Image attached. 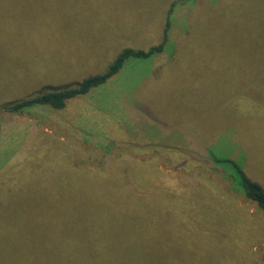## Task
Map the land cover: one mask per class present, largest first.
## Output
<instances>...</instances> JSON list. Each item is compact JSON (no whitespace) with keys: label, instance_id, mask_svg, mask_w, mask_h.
I'll list each match as a JSON object with an SVG mask.
<instances>
[{"label":"rangeland","instance_id":"1","mask_svg":"<svg viewBox=\"0 0 264 264\" xmlns=\"http://www.w3.org/2000/svg\"><path fill=\"white\" fill-rule=\"evenodd\" d=\"M172 1L161 53L127 58L62 109L0 110V264H54L50 254L75 249L70 235L94 255L98 229L114 251L151 244L176 264H264V212L209 156L264 189V0H0V98L74 83L125 47L156 44ZM102 155L136 164L96 168ZM122 169L184 197L199 234L176 230L174 210L154 214L161 198L120 200ZM89 220L102 225L88 232Z\"/></svg>","mask_w":264,"mask_h":264},{"label":"trees","instance_id":"2","mask_svg":"<svg viewBox=\"0 0 264 264\" xmlns=\"http://www.w3.org/2000/svg\"><path fill=\"white\" fill-rule=\"evenodd\" d=\"M174 4L175 1H172L169 4L166 12L161 39L156 44L150 45L145 49L125 47L113 58V60L108 64L107 68L104 71L88 75L87 77H84L83 79L74 83H63L59 85L43 84L38 85L32 89H28L25 94L13 93L15 94L14 96H11L13 95L12 93L7 94L0 98V110L15 113L33 106H45L52 110L62 109L63 107H65L68 100L84 95L91 88L103 84L107 79L113 76L120 69L123 62L127 58L146 59L152 55L161 53L164 50L168 40L167 32L170 25L168 15L172 10ZM102 156H104L105 158L103 157L102 160H97L96 168L101 167L100 163H103L105 160H112L117 163L118 161L121 162L122 160H125L135 163L134 160L130 158H108L106 155ZM209 156L214 160V162L218 163L219 161H224L227 163V165H229L228 167H233L235 169V173L237 174L239 179L236 184L238 186V189L241 190V192H243L247 198L255 201L258 207L264 212V189L260 186V184L246 176L241 167L236 165L235 162H233L231 159L225 158L218 160L217 158L212 157L210 154ZM80 163H82V161ZM86 171L90 174V176H94V178L96 179H98L100 176L107 175V173L97 174L88 170ZM119 173L121 174L119 180L121 183V187L119 189L121 196L117 197L120 200L126 199L128 194L130 195L131 199L135 200L136 202L143 201L147 195H149L150 199L156 197L161 198L163 200V204H161L160 207L158 206L159 208L156 206V211L154 214L160 212L162 208L170 211L174 210L180 216L179 220L175 222L176 230H182L185 233L187 231L188 234L192 236L199 234V231H197L199 230V227L196 225V222L198 223L199 221L189 218L188 212L191 210V207L188 206V203L184 197L175 195L173 192H166V188L160 187V185L156 184L155 181H150L147 177V183H144L146 184V188H144L139 186L138 183L136 184L134 182V179L131 178L124 169H122ZM141 176L143 177L142 179L145 178L144 175ZM128 182L132 184L133 189L129 188L126 185ZM137 190L140 191V193H138ZM73 195L74 194H68L67 196L72 197ZM73 211L75 212L74 209ZM190 219L195 222L194 225L196 227L193 228L191 223L188 222V220L190 221ZM158 221L159 226H162L163 221H161V219H159ZM80 223H85L86 225L90 226V230L88 232H90L93 226H96V224L102 225L101 221L93 223L91 220ZM143 229H145L146 235L149 236L147 237L149 242H152L154 239L156 240V227L154 226L153 222L146 221L144 223ZM92 235L93 239L97 241V245L99 246V248L102 247V249L99 250V252H97L96 254L88 255V252L81 249V247L77 248L79 244H72L73 239L70 237V235L69 238H67L68 240L66 241V244L69 247H75V249L68 251L65 256H63L62 260L60 256L58 257V255L50 254V262H53L54 264H176L174 260L175 258L171 254H164L158 249H152L149 247L151 246V244L149 246L145 245L146 249L144 250H137L133 252L123 251V253L122 251H114V249L111 248L114 245L110 247L109 238L105 236L103 229L95 230L94 234ZM84 238L85 236L83 238H80L79 242L84 241ZM203 238L204 241H208V237L203 236ZM80 244L82 246V243ZM87 256H90V258H88ZM172 257L174 259H172ZM177 264L190 263L180 259Z\"/></svg>","mask_w":264,"mask_h":264}]
</instances>
